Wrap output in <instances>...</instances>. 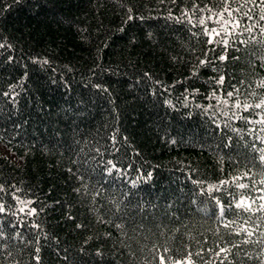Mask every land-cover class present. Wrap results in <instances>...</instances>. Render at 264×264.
Listing matches in <instances>:
<instances>
[{
	"label": "trees",
	"instance_id": "1",
	"mask_svg": "<svg viewBox=\"0 0 264 264\" xmlns=\"http://www.w3.org/2000/svg\"><path fill=\"white\" fill-rule=\"evenodd\" d=\"M261 17L0 0V264H264Z\"/></svg>",
	"mask_w": 264,
	"mask_h": 264
},
{
	"label": "snow or ice",
	"instance_id": "2",
	"mask_svg": "<svg viewBox=\"0 0 264 264\" xmlns=\"http://www.w3.org/2000/svg\"><path fill=\"white\" fill-rule=\"evenodd\" d=\"M225 10H227V9H225ZM261 18L264 19V17H261ZM201 23H203V21H201ZM216 34L219 35V33H216ZM3 46L4 45L0 44V47H3ZM220 59H225V57L221 56ZM45 63H46V61H45ZM222 81H223V77H221L220 82H222ZM229 95H231V93H229ZM256 107H260V105L257 104ZM0 210H2V209H0Z\"/></svg>",
	"mask_w": 264,
	"mask_h": 264
}]
</instances>
